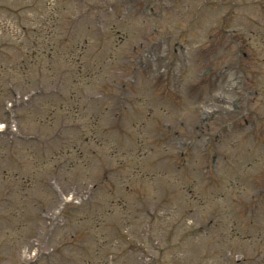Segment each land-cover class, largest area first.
I'll list each match as a JSON object with an SVG mask.
<instances>
[{"label":"rangeland","instance_id":"1","mask_svg":"<svg viewBox=\"0 0 264 264\" xmlns=\"http://www.w3.org/2000/svg\"><path fill=\"white\" fill-rule=\"evenodd\" d=\"M156 1L165 6L155 7ZM207 1L73 0L69 8L60 6L54 20L60 30L52 43L42 40L38 47L26 45L27 35L41 33L43 24L37 21L33 31H19L18 24L3 30L7 18L0 11V46L6 44L9 51L0 53V264L28 262L40 251L33 264H216L212 251L228 245L233 255L248 256L245 264H264V256L254 254V238L244 244L239 231L244 215L246 224L254 215L251 195L264 188V144L253 143L263 139L243 142L244 133L225 135L236 124L230 126L235 117L226 115L223 104L232 101L233 89L245 85L242 72L222 67L233 77L226 87L232 94H225L218 107L209 97L200 103L197 93L215 80L221 68L217 64L231 56L226 49L215 57L210 45L225 41L234 50L228 43H241L236 53L241 64L249 63L240 58L244 51L257 64L264 58V42L259 43L264 39V0ZM36 2L38 10L46 4ZM149 7L163 11V20L146 17ZM224 15L226 34L220 31ZM167 30L174 35L181 30L182 40L193 35L187 59L167 55L162 39ZM250 31L253 49L242 39ZM154 39L158 44L148 47ZM141 44L143 52L136 53ZM43 46L52 48L50 55L36 51ZM206 68L211 72L201 75ZM246 71L252 72L250 90L264 85L263 76ZM179 86L180 94L175 93ZM163 88L173 90L172 102L163 101L169 95ZM260 90L261 102L252 107L264 116V86ZM209 104L220 110L213 122L214 131L220 130L218 150L201 156L197 143L195 153L186 151L184 166L175 163L181 134L167 150L158 130L171 125L180 132L182 120L194 128ZM146 154L149 159L143 160ZM250 177L254 181L246 185ZM71 195L74 199L63 204ZM255 214L261 227L264 214ZM205 224L211 228L208 234L186 239ZM221 259V264L227 260Z\"/></svg>","mask_w":264,"mask_h":264}]
</instances>
